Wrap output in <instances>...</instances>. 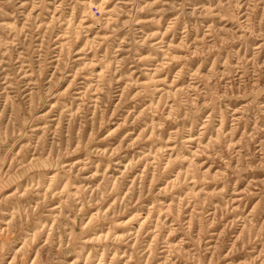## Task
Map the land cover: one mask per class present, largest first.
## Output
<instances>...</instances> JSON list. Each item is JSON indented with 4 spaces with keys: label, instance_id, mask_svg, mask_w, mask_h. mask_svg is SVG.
Wrapping results in <instances>:
<instances>
[{
    "label": "rangeland",
    "instance_id": "rangeland-1",
    "mask_svg": "<svg viewBox=\"0 0 264 264\" xmlns=\"http://www.w3.org/2000/svg\"><path fill=\"white\" fill-rule=\"evenodd\" d=\"M0 264H264V0H0Z\"/></svg>",
    "mask_w": 264,
    "mask_h": 264
}]
</instances>
